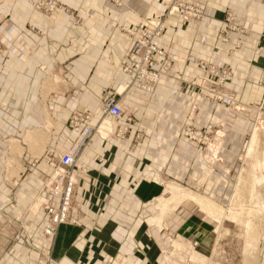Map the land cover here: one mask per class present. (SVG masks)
<instances>
[{
    "label": "crops",
    "instance_id": "obj_1",
    "mask_svg": "<svg viewBox=\"0 0 264 264\" xmlns=\"http://www.w3.org/2000/svg\"><path fill=\"white\" fill-rule=\"evenodd\" d=\"M121 1L126 5L116 7L106 0L69 1L83 16V22L79 27H54L49 42L41 41L26 27H5L8 52L5 60L0 61V135L5 136H0V144L8 147L7 151L0 150V264H31V257L26 259L29 254L38 257L37 264L46 263L45 250L41 249V230L46 222L42 205H57L58 199L48 194L44 185L50 171L40 163L48 155L42 138L53 127L55 144L49 147V153L59 159L61 153L56 147L67 148L74 141L63 131V122L71 113L93 111L99 116L98 98L104 92L114 91L120 102L124 101L123 105L133 111V130L141 129L144 137L135 151L127 152L132 135L126 140L94 135L77 156L74 173L78 180L80 221L92 227H58L53 255L61 263L164 264L158 235L146 223L152 217L143 221L139 209L156 204L168 183L209 192L232 190L236 173L232 171L229 177L220 164L213 168L203 165L200 153L181 142L179 130L197 99L199 106L192 124L208 128L224 122L226 142L233 154L246 137L248 121L196 98L190 83L199 71L185 63L175 61L161 75L152 95L124 89L123 83L128 80L119 70L131 37L120 33L116 25H136L142 18L158 17L164 8L162 0ZM194 1L206 9V19L198 25H185L176 16L170 17L158 45L178 57L228 60L214 34L224 11L235 12L239 23L251 29L252 34L230 60L238 70L236 87L232 88L243 101L259 103L257 81L264 60V0ZM21 43L25 44L24 52L28 50L31 56L15 50L14 46ZM64 113L68 115L63 117ZM192 176L197 178L194 183ZM32 203L40 208L32 217L33 229L26 219L16 221L14 215L15 206L29 207ZM185 215L183 219L169 218L167 223L178 222L175 228L179 234L199 240L200 251L213 255L208 246H202L208 237L197 227L196 220L208 228L210 223L188 212ZM16 225L21 229H16ZM19 236L31 237L36 248L17 249L15 240ZM260 242L264 244V238ZM254 253L256 258L248 253L244 264H264V248ZM208 264L220 263L211 259Z\"/></svg>",
    "mask_w": 264,
    "mask_h": 264
},
{
    "label": "rangeland",
    "instance_id": "obj_2",
    "mask_svg": "<svg viewBox=\"0 0 264 264\" xmlns=\"http://www.w3.org/2000/svg\"><path fill=\"white\" fill-rule=\"evenodd\" d=\"M69 1L71 3L73 0ZM69 1L0 0V61L5 60L8 52L5 27H26L28 32L35 34L41 41L48 42L52 40V35L55 33L54 27L64 26V29L79 27L83 22V16L77 13V10L70 5ZM106 1L116 7L126 5L121 0ZM161 3L164 9L158 17L142 18L136 25H126L124 23L116 25V29L120 33H126L131 37V44L134 39L131 29L136 27H151L152 29L162 27L160 33L152 38V42L158 47L157 49L162 50L165 54L163 59L156 57V65L151 69V71L157 73V80L151 85L150 89L142 88V86L138 87L124 72L126 53L119 70V73L127 77L128 80L123 83V88L132 89L130 91H134L133 93L136 89L152 95L161 75L171 68L175 61L185 63L199 71V75L190 83L196 95L195 97L203 99L206 104L221 107L235 118L238 116L244 117L248 121L249 127L246 130V137L239 149L237 148L238 151L232 154L231 145L226 142L227 129L224 122L208 128L196 127L192 124L199 106V101L195 99L184 119L185 122L180 128L178 136L181 142L200 153L201 163L206 167L213 168L215 165L220 164L223 173L229 177L230 174H233L231 172L234 171L236 175L232 190L209 192L202 191V189L195 190L193 189L194 186L182 185L183 187H179L174 183H168L159 201L154 205L144 206V209L140 208L139 212L141 210L143 212V221L152 217V221H146V223L158 235L160 255L164 264H208L211 259H215L220 264H244L248 253L252 256L258 248H264V244L260 242L264 238V190L262 188V185H264V60L260 66L257 81L261 93L260 101L259 103H247V101H243L238 97L237 91L232 88L236 87L238 78L236 71L238 70L236 65L231 64L230 60L236 52L243 49L244 42L249 39L252 30L243 27L239 23L235 12L226 10L220 20L219 27L215 30L214 37L218 47L222 45V51H224L228 60L212 57L200 58L195 55L178 57L169 54L158 45L159 40L166 32L167 20L172 16H176L185 25H198L206 19V9L194 0H162ZM56 31L60 33L57 29ZM261 38L264 39V34ZM23 45L25 44L21 43L17 47L14 46L15 50L17 48L21 55L28 57L31 53L28 50L24 52ZM143 83H146L145 79ZM2 84L3 81H0V87ZM118 91L116 89V92ZM108 96H114V102L118 103L123 112L122 117L119 119H114L103 112L102 106ZM123 104L124 101L121 103L119 96L114 91L104 92L98 98L99 116L93 111L71 113L70 115L64 113L65 116L63 117L67 115L68 117L63 122V131L67 136L73 137L74 141L67 148L62 147L61 149L60 146H57V152L62 154L73 146H77V143L83 138V143L77 153L78 156L94 135L102 139L113 136L120 140H126L132 135L128 141L127 152L135 151L138 143L144 137V131L141 129L133 130L135 123L133 111ZM5 115L6 113H3L4 118ZM52 128L50 127L45 132L46 139L42 138L46 142L43 149H48V155L40 161L48 172L50 171L44 183L48 194H50L49 185L54 180V169H59L58 165H55L58 159L49 153L52 150H49V147L55 144L53 139L55 136L54 129ZM0 136L4 137L5 135ZM252 138L253 141L251 142ZM18 140H21V138H18ZM249 142L253 154H251V158L246 159L247 147H250ZM7 147L4 143L0 144L1 151H7ZM255 168L257 171L259 169L260 178L255 174L257 173ZM75 179L74 204L70 210L68 220L60 225H78L84 229H88L87 227L91 229L92 224L88 225L80 221L82 218L79 215V206L76 201V187L78 184L76 174ZM192 180L194 183L197 180L196 176H192ZM32 205L29 207L15 206L14 208L16 221L26 219L27 225L31 229L35 224L32 217L40 212L37 205L33 203ZM186 212L210 223L211 227L208 228L206 224L196 220L197 227L203 229L201 231L208 237L207 242L202 246H208L210 251H213V255H205V252L200 251L199 240L179 234L175 228L179 225L178 222L167 223L169 218L178 219L180 217L179 219H183ZM44 215L48 223L49 216L47 213H44ZM60 225L55 227V232L51 236L44 235L45 224L41 230L44 238L41 249L44 248L45 250V264H63L56 258V255H53L54 239ZM17 228L21 229L19 225H16ZM17 232L18 230H16ZM34 245L35 242L31 237L25 239L19 236L15 240L17 249L33 250ZM30 257L31 264H34V259H36L37 264L38 257L30 254L29 257L26 255V259ZM14 258L17 260L16 255ZM252 258L256 257L252 256ZM26 263H28V260Z\"/></svg>",
    "mask_w": 264,
    "mask_h": 264
},
{
    "label": "built area",
    "instance_id": "obj_3",
    "mask_svg": "<svg viewBox=\"0 0 264 264\" xmlns=\"http://www.w3.org/2000/svg\"><path fill=\"white\" fill-rule=\"evenodd\" d=\"M162 27H136L131 29L134 36L133 42L127 52L124 64V72L137 84L138 87L150 89L151 85L157 80V73L151 71L156 65V57L163 59L165 54L162 50L152 42L154 35H158ZM151 61V62H150ZM158 72V71H157ZM159 73V72H158ZM146 83H143V80ZM114 96H108L102 106L103 112L114 119L122 117L123 112L117 102H114ZM80 142L77 146L66 150L61 154L56 164L59 169H54L53 182L49 185V193L57 198V205L44 203L43 210L49 216L48 223L45 222V235H52L55 232V227L64 223L69 218L70 210L73 207L75 193V174L73 166L77 158V153L80 148ZM56 167V166H55Z\"/></svg>",
    "mask_w": 264,
    "mask_h": 264
},
{
    "label": "bare ground",
    "instance_id": "obj_4",
    "mask_svg": "<svg viewBox=\"0 0 264 264\" xmlns=\"http://www.w3.org/2000/svg\"><path fill=\"white\" fill-rule=\"evenodd\" d=\"M253 141V138L251 139V142ZM249 146H250V142H249ZM250 148V149H249ZM251 154H253L252 153V147L250 146V147H247V151H246V155H245V158L246 159H249V158H251ZM255 156V155H254ZM250 163H252V162H250ZM255 167H256V165H255ZM259 168H260V166H259ZM255 170H256V168H255ZM258 171H259V169H258ZM257 170H256V172L257 173H255L259 178H260V175H259V172H258ZM264 172V171H263ZM261 174V173H260ZM54 177V176H53ZM76 180V179H75ZM45 212V211H44ZM46 213V212H45ZM45 235V234H44ZM46 236H51V235H46Z\"/></svg>",
    "mask_w": 264,
    "mask_h": 264
}]
</instances>
